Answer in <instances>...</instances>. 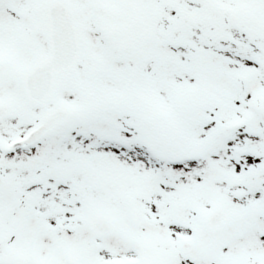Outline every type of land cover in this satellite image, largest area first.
<instances>
[{
  "label": "snow or ice",
  "instance_id": "obj_1",
  "mask_svg": "<svg viewBox=\"0 0 264 264\" xmlns=\"http://www.w3.org/2000/svg\"><path fill=\"white\" fill-rule=\"evenodd\" d=\"M0 264H264V0H0Z\"/></svg>",
  "mask_w": 264,
  "mask_h": 264
}]
</instances>
